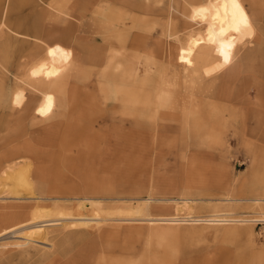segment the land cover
<instances>
[{"label": "rangeland", "instance_id": "374dc122", "mask_svg": "<svg viewBox=\"0 0 264 264\" xmlns=\"http://www.w3.org/2000/svg\"><path fill=\"white\" fill-rule=\"evenodd\" d=\"M204 2L0 0V52L8 56L0 53V90L12 96L19 88L35 100L23 123L0 104V157L13 151L18 156L6 165L30 166L35 192L45 197L40 207L51 212L61 201L75 215H50L0 235V264H264V52L243 61L249 48L264 45V0L244 1L258 14L251 43L234 57L214 45V57L213 46L200 41L207 54L193 61L186 35L203 28L218 34L224 26L194 24L192 8ZM47 44L52 59H33L32 50ZM36 66L44 68L34 75ZM38 129H55L54 138L30 151L25 144L42 136ZM0 184V211L35 209V201ZM86 197L111 212L88 220L91 209L78 208ZM123 204L142 210L118 214L114 207ZM81 215L87 221L79 224ZM190 216L256 221L230 229L142 220ZM38 224L46 240L19 244ZM106 232L111 236H101ZM67 234L72 252L64 257ZM94 241L131 252H103Z\"/></svg>", "mask_w": 264, "mask_h": 264}, {"label": "bare ground", "instance_id": "6f19581e", "mask_svg": "<svg viewBox=\"0 0 264 264\" xmlns=\"http://www.w3.org/2000/svg\"><path fill=\"white\" fill-rule=\"evenodd\" d=\"M244 1H247V0H205V2L202 3L201 6L199 5L198 7H193L192 8L191 13L193 14V18L195 19V21H194V24L195 25L196 24L197 25H224L219 30V33L218 34H216L214 32V30H211V29H210L209 32L206 31L207 33H209V34H207L205 32L204 28H203V32H202V30L199 31L200 32L199 33L200 36L197 34V32H195L193 34L186 35L187 36V39L190 42L193 41L192 42L193 49L191 50L192 51L193 58H194L193 61H197V59H200L199 57L204 56V55L207 54L206 52H202L201 49L198 47L200 41L202 42V44L209 43L210 45L213 46L214 49L211 48L210 50H211V53H212V55L214 57L216 56L215 46L214 45H217L220 48V52H222V55L223 54H228V56H230V57L233 56L234 57L235 56V53H236V50L238 49V47H242V46L247 45L248 43H251L252 42V39L255 36V32H256L255 31L256 29L254 27V25H256V24L253 23V19L254 18H258V14L257 13H251V14H249L248 11L245 8ZM18 6H20L19 5V2H18ZM194 24H191V25H194ZM47 45H48V48H46L45 45H40V46H37L36 48H34L32 50V53H34L33 55L35 56L33 59H35L36 57H38V55H42V54H43V57H45L47 60L52 59L53 52H51L52 50L49 47L50 44H47ZM12 46H13V44H12ZM246 52H247V54H245L246 56L244 55L245 58H244L243 61L249 60L251 57L252 58L255 57V56H258L259 57V55H262L261 53L264 52L263 42L261 44H259L257 48H249ZM0 53L3 54V57L5 59H8V56L6 54L7 53L6 50L5 51H2ZM50 61L52 62V60H50ZM40 64L41 65H44L42 62ZM43 68L44 67H41V66L38 67V66H36L34 68V70H33V74L34 75L40 74L42 72ZM55 70L57 71V70H59V68L56 66L55 67ZM28 82L30 84H32V87L33 88H36L38 86V83L36 81H33L32 82L31 80H29ZM62 97H60V99ZM5 103H7V105L10 106L12 113L16 116V119L23 123L24 120L27 119V116H29L30 114H32V108L35 105V100H34V98H26V97H24L23 94L20 93L19 88L14 92V94L12 96L8 92H6L3 89H1L0 90V104H5ZM58 103L60 105H62L61 101H59ZM31 128H32L33 131L34 130L37 131L36 125L32 126ZM38 131L42 134V136L39 135L35 139L32 138L31 141L33 139H34L33 141H36L34 143H31V142L28 141L25 144V148L26 149H28V150H30V149L31 150H34V148L37 145H43V144L44 145H50V143L52 142V141L50 142V138L51 137L54 138L55 129H44V130L38 129ZM26 139H28V138H26ZM23 142H24V140H23ZM12 143H13V141H12ZM7 147H8V145H7ZM23 149H24V147H23ZM16 155L18 156V154H16L13 151H7L5 154H3L0 157V170L2 169L3 170L2 173H4L3 176L1 177L2 182L3 183H8V185L10 186V188L7 187V189H9V194H13V196L15 195L16 198H26V199H31V200L35 201V203H34L35 204V207H34L35 209L30 214H27V213H24V212H16V211H12V212H8L7 211V213L6 212H3V211H0V235H4V234H7V233L12 232L14 230H17L18 228H21V226L24 227L27 224H29V225L31 223L34 224V222H39V221H42L43 222V219L45 218V220H47L46 218L48 216H50V215L51 216H57V217L58 216H64L65 219H66V217H73V216H75L74 215V212L71 211V208H69L68 206H65V205L60 204L61 201H60V203H57L56 202L54 204L53 209H52L51 212L44 210L43 207H40V202L39 201L41 199L44 200L45 197H42V196L38 195V193L35 192V188L36 187H35V183L33 182V175L34 174L32 173L31 169H29L30 166H28V164H27V166L26 165H23V164L22 165H19L18 163H13V162L10 163V164H7V165L5 164L6 162H9L11 160H14V158H15ZM44 173H46V172H44ZM41 175H42V172H41ZM38 176H40V175L37 173V177ZM198 181H199V179H198ZM198 181H196V182L198 183ZM0 198H2V197H0ZM61 199H59V200H61ZM85 199H86V201L84 200L82 203H79V207L78 208H80V209L82 208L83 209L85 207L86 208L89 207L87 209H91L92 214L94 215V217L93 218L91 217L88 220H92V219L94 220L96 218L98 219L99 218L98 217L99 215H102V214H105L106 215V213L111 212V210H112L110 208L108 209L106 206H104V204H101L100 202H98L99 200L97 201V199H95V198H87L86 197ZM53 200H56V199L54 198ZM62 201H63V199H62ZM144 201H146V200H144ZM142 202H143V200H142ZM145 205H146V203H145ZM216 205L219 206V204H216ZM13 206L14 205H4L3 207L7 208V207H13ZM75 206H76V204H75ZM208 207H210V206H208ZM78 208H77V210H78ZM114 210H117L118 211V214H123L124 213V214H127L128 215V214H132L133 212L134 213L137 212V214H140V212H138V211H141L142 209L140 208V205L137 206V207H134V206H131V205H124L123 204V205H119L118 207H114ZM143 210H144V208H143ZM144 211H146V210H144ZM113 214H114V212L112 213V215ZM134 215H136V214H134ZM114 216H116V215H114ZM138 216H141V215H138ZM103 217L107 218V216H103ZM76 219H78L76 221H78L79 224H80L81 222L82 223L85 222V220L87 218L84 217V215H81L80 217H78ZM102 219L104 220V218H102ZM49 220H47V221H49ZM52 220H53V218H52ZM69 220H71V219H69ZM121 220H123V221H134V220H138V219L137 218L124 217L123 216V219H121ZM142 220H144V221H150V222H152L154 224L155 223H157V224H159V223H164V224H193V225H202V224H205V225H212V226H226L228 228L230 227V229H234V227L231 228V226L245 224V222H247V221H254V220L256 221V218L255 219L254 218L253 219H249V218L248 219L247 218H234V217L233 218H228V217L227 218H225V217L200 218V217H196V216H194V217H191L190 216V217H161V218H158V217H148V218H144ZM59 222H57V223H59ZM38 225L40 226V224H38ZM57 225H59V224H57ZM27 226H26V228L29 227V226L28 227ZM64 227H66V226H64ZM121 227H123V225ZM153 227L156 228L158 226H155V225L151 224V228H153ZM148 229H149V227H148ZM46 230L47 229L42 228L40 226V227H37L36 229H31V230L26 231V232L24 231V233H23L24 241L23 242H20L19 244L24 245V246H30V244L32 242H34L36 240H39V239L45 238L46 237V234H47L46 233ZM157 230H159V229H157ZM227 230H229V229H227ZM221 232H220V234H221ZM8 236H9V234L5 238H7ZM69 236L70 235L67 234V236H64V238L62 239V241L59 240V241H61V243H60L61 244V247H60V250L59 251L61 252L60 254L63 255L64 257L68 256L72 252L71 250L68 251V247H67L71 243L68 240ZM101 236H111V233L110 232H106L105 234H103ZM45 240H46V238H45ZM34 244H36V243H34ZM57 244H59V242ZM93 245L97 249H102L103 252H109V253H111L110 250L115 251L116 254H117V252H119V253L131 252V249H130L131 246H129V245L128 246L120 245L119 243H117L115 241H110L108 243H105V242H102V241L101 242L94 241ZM140 246H141V244H140ZM56 248H57V246H56ZM57 250H58V248H57ZM91 252H95L94 251V248H92ZM95 253L97 254L98 252H95ZM92 254H94V253H92ZM123 254H125V253H123ZM33 256H34V254H33ZM197 257H195V258H197ZM205 258L207 259V257H205ZM75 262H77L76 259H73V260H69L68 259L63 264H73ZM226 262H227V260H226ZM228 262H229V259H228ZM131 263L132 264H148V261L147 260H143V261H137V262H134L133 263L132 260H127V264H131Z\"/></svg>", "mask_w": 264, "mask_h": 264}]
</instances>
